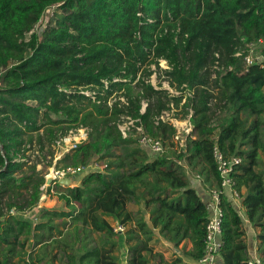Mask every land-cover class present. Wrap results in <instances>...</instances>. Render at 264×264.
Returning <instances> with one entry per match:
<instances>
[{"label": "trees", "instance_id": "trees-1", "mask_svg": "<svg viewBox=\"0 0 264 264\" xmlns=\"http://www.w3.org/2000/svg\"><path fill=\"white\" fill-rule=\"evenodd\" d=\"M259 39L264 0H0V264H120L121 240L127 264L198 263L209 212L195 175L207 188L220 184L216 144L242 157L234 187L264 264V66L235 55ZM158 71L179 95L152 84ZM172 105L184 118L191 113L184 151L152 153L123 136L118 125L131 116L172 143L176 128L161 118ZM214 106L229 112L218 132ZM81 127L87 139L56 167L102 169L74 186H48L64 187L58 194L68 209L41 207L36 223L19 217L38 207L46 182L25 159L28 145L37 141L53 156L57 140ZM221 207L218 264H248L241 214L226 195ZM158 237L178 251L174 259L155 250Z\"/></svg>", "mask_w": 264, "mask_h": 264}, {"label": "built area", "instance_id": "built-area-1", "mask_svg": "<svg viewBox=\"0 0 264 264\" xmlns=\"http://www.w3.org/2000/svg\"><path fill=\"white\" fill-rule=\"evenodd\" d=\"M55 7L56 5L49 8V10L52 8L55 9ZM54 9L52 10V15H53ZM47 22L48 20L43 21V24H44L42 26L43 28L46 27ZM39 24L35 26L36 29ZM258 45H261V48H262L264 46V39H259L256 42H251L248 45L247 49L242 48L238 50L235 55L243 57L247 65L257 64L260 66H264V57L261 52V49H260V52L257 51ZM214 68L219 69L218 63H216ZM229 69H232V67H229ZM151 80H152V77L150 81ZM153 85L156 88H161V86L159 87L156 84H153ZM82 92L88 96L94 97L92 91L85 90ZM171 94L179 95L180 91L175 89V92H172ZM122 100H125V99L122 98ZM146 105H147L146 103H143L142 112L145 110ZM168 112L169 111H165L163 115L161 116V118L163 120H168L176 128V133L173 136V142L175 144V148L179 152L184 151L187 146L188 138L193 130V125L190 119L191 113L187 116L186 119H165V114H167ZM118 126L124 137L133 136V135L138 136L140 145L143 148L151 151L152 153L163 154L166 152L167 146H166L165 141L159 137H154L152 135H149L145 131L144 125L142 124L139 118H132L131 116H123ZM77 130H80L81 134L78 135V137H76L75 140H73L72 133L76 132ZM69 135L67 134L66 136L60 137L57 140V143L59 146L65 147V151L63 152V154L65 152H68L69 150L77 148L79 144L85 141L88 137V131H87V128L81 127L76 130H71L69 132ZM57 143H56V146H57ZM213 156L216 161L217 171L220 176V184L216 187L215 186L211 187L209 190L210 199L209 201L206 202V206L209 212V218H208V222L206 225L207 232H206V238H205V248H204V253L202 257H200L197 264H218L219 253L223 246V240H222L223 210L221 207L222 196L226 195L231 201L235 199H239L241 197L240 192L237 191L234 187L235 185L234 174L236 173L238 166L242 163V157L238 155L226 154L217 144L213 147ZM56 157L58 156H55V158ZM61 157L62 156H59L57 160H59ZM87 169L88 167H85V166H78V167L77 166H63L60 168H57L55 166V168H53L51 171V174H53L52 183H57V182L60 183V180L63 178H72L74 181L76 176L82 174ZM195 178L202 180V177L200 175H195ZM48 186L50 185L44 184L41 187L44 193L45 191L48 190ZM37 208L39 209L41 207L38 205ZM12 213H15V211L12 210ZM114 229L117 232L123 233L126 229V226L120 223H116ZM166 246L168 248V251L161 250L160 248L155 249V250L163 253L164 257L168 260L174 259L177 256L178 251L174 247L169 246L168 244H166ZM167 254H170V255L168 256ZM248 264H261V260L258 256H252L249 259Z\"/></svg>", "mask_w": 264, "mask_h": 264}, {"label": "rangeland", "instance_id": "rangeland-1", "mask_svg": "<svg viewBox=\"0 0 264 264\" xmlns=\"http://www.w3.org/2000/svg\"><path fill=\"white\" fill-rule=\"evenodd\" d=\"M53 9L54 8H52L50 10L49 9L47 10V12H46L44 18L42 19L41 23L38 25L37 30H40L42 28V26L44 25L43 21H46V20L50 19V17L52 16V10ZM260 49H261V45H258L257 46V51L260 52ZM160 64H161V67L168 68L167 63H166L165 60L161 61ZM160 74L164 75L162 71H158V73H156V75L152 76V80H151L152 84H156L159 87L161 86V89H168L169 92H171V93L175 92V89L170 86L169 82L167 80L163 79L164 76H161V78H158V76ZM159 84H161V85H159ZM182 114L183 113H182L181 109H176L175 106L172 105V109L169 110V112L167 114H165V119H186L187 117L184 118L182 116ZM228 116H229V112L225 108L214 106L213 117H212V126L215 128L216 132L219 131L218 129H219L220 125L223 122H225V120L228 118ZM41 132L43 133V130H41ZM80 134H81L80 130H77L76 132L72 133L73 140H75V138L78 137V135H80ZM133 136H136V135H133ZM69 137H70V135H69ZM29 146H30V149L28 151H26V157H27V158H25L26 161L29 162L28 163L29 165L35 163L37 165V169L41 170L42 174L45 176L46 182L44 184L50 185L53 182L52 181L53 177H50L51 176V171H52L53 168H55V166L57 164V161H58L57 158H59V156H62L63 152L65 151V147H61L57 143V146L55 147V153L52 156L51 154H49L47 152V150H45L44 152H41L39 150V145H38L37 141H35L32 145L29 144L28 147ZM166 146H167V152L173 151V150H177L175 148L174 142L171 143V141H167ZM55 156H58V157L55 158ZM20 157H21V154L17 153L15 155V159H23V158H20ZM51 161H52V164L49 165V163ZM101 166H102L101 164L97 165L96 163L91 165L82 174L76 176L75 181L72 182L71 186H74L75 184H78L80 182L81 178L86 173H88L90 171H93V170H101L102 169ZM193 174H194L193 172L190 173L191 176ZM48 180L51 183L48 182ZM62 189H64V187H59L58 188L56 185H53V187L48 189V190L46 189L47 191H45L44 195L41 196L39 206L40 207H47L49 209H59V210L68 209L66 207L65 201H63V200H61L59 198L58 192L60 190H62ZM130 207L134 208V209H137V206H135V204H130ZM17 215L19 217H21V218L30 220L33 223H36V222L41 220L40 211H39L38 208H34L32 210H28V211H25L23 213H18ZM111 221H112L113 225H116V221L115 220L111 219ZM162 239L159 240V237H158L157 238V242H152V244L153 245H157L158 244V248H160L161 250H164V251H168V248H167L166 244H163V242L165 240L164 239L162 240ZM123 242L124 241L121 240L122 247H121L120 251L118 252V255L120 257V261H123L125 259L126 251H127V249L124 246ZM185 245H186L187 248H191L190 247L191 246V242L190 241H187V243ZM49 251L51 253L52 258H53V255L58 254V250L53 249L51 247H50ZM167 255L169 256L170 254H167ZM58 256L60 257V254H58ZM54 264H58V260H55Z\"/></svg>", "mask_w": 264, "mask_h": 264}, {"label": "crops", "instance_id": "crops-1", "mask_svg": "<svg viewBox=\"0 0 264 264\" xmlns=\"http://www.w3.org/2000/svg\"><path fill=\"white\" fill-rule=\"evenodd\" d=\"M196 182H195V185L197 186V188L201 192V195H202L203 200H205V202L206 201H209V199H210V195H209L210 188L209 187L210 186L207 188V186L203 185L202 180H199V179H196ZM232 202L236 206V208L238 209V211L241 214V217L243 219V222H244V225H245V229L247 231L248 242H249V246H250V253H251L252 256H258V253H257V239H256L257 231L252 226V224L249 221V219L247 218V215L245 213L244 207L242 205V196L239 199L233 200ZM57 210H59V209H57ZM61 210H65V209H61ZM124 243L125 242H123V244ZM163 244H166V242H163ZM124 246H125V244H124ZM191 246H192V244H191ZM125 247H126V249L128 251L127 245ZM155 247H156V249H158V244L155 245ZM127 251H126V257H125V259L123 261H120V264H127V258H128L127 257L128 256V252ZM36 254H37V251L35 252L34 257L36 256ZM34 264H39V263L37 261H35ZM219 264H221V263L219 262Z\"/></svg>", "mask_w": 264, "mask_h": 264}, {"label": "water", "instance_id": "water-1", "mask_svg": "<svg viewBox=\"0 0 264 264\" xmlns=\"http://www.w3.org/2000/svg\"><path fill=\"white\" fill-rule=\"evenodd\" d=\"M72 181H73L72 178H63V179L60 180V184H62L64 186H70L72 184ZM48 182H50V181L48 180Z\"/></svg>", "mask_w": 264, "mask_h": 264}, {"label": "bare ground", "instance_id": "bare-ground-1", "mask_svg": "<svg viewBox=\"0 0 264 264\" xmlns=\"http://www.w3.org/2000/svg\"><path fill=\"white\" fill-rule=\"evenodd\" d=\"M50 177H53V174H51V176Z\"/></svg>", "mask_w": 264, "mask_h": 264}]
</instances>
